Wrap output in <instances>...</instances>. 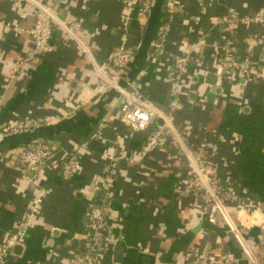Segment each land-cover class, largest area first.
Masks as SVG:
<instances>
[{
	"label": "crops",
	"instance_id": "0c3cea01",
	"mask_svg": "<svg viewBox=\"0 0 264 264\" xmlns=\"http://www.w3.org/2000/svg\"><path fill=\"white\" fill-rule=\"evenodd\" d=\"M166 1L156 0L159 13L142 32L147 17L137 11L122 25L123 0H57L56 17L75 22L74 27L67 30L56 23L44 54L14 76V62L31 43L25 29L33 24L34 7L27 1L0 0V125L50 117L52 123L34 131L55 146L53 158L40 164L32 180L14 162L17 146L0 140V244L39 190L44 192L20 248H12L0 264H67L87 239L91 206L106 194L111 204L107 221L118 242L102 264H186L188 252L196 247H222L234 254L236 264H264V58L256 42L264 28L252 24L237 32L240 52L256 64L249 76L232 75L212 58L221 40L217 19L229 11L255 13L264 8V0H175L182 10L171 16L163 52L151 57V43L167 18L162 10ZM14 25L23 30L16 31ZM126 37L139 47L128 80L159 107L170 89L166 70L171 57H202L190 64L181 81L182 108L175 123L197 139L216 142L211 161L222 181L235 185L241 209L231 214L249 254L223 221L207 222L199 197L178 195L184 169L175 149L157 147L142 155L146 133L119 122L120 93L112 88L93 92L95 66ZM207 73L216 75L214 84L207 82ZM75 104L77 109L66 115ZM103 118L102 137L91 138ZM20 135L28 138L30 132ZM75 151L77 169L63 177L59 164L64 154ZM108 164L105 191L101 178Z\"/></svg>",
	"mask_w": 264,
	"mask_h": 264
},
{
	"label": "built area",
	"instance_id": "2783aa9c",
	"mask_svg": "<svg viewBox=\"0 0 264 264\" xmlns=\"http://www.w3.org/2000/svg\"><path fill=\"white\" fill-rule=\"evenodd\" d=\"M18 1L31 3L34 7V13L32 26L25 29L31 43L26 53L14 62L12 68L14 76L23 74L29 61L44 54L48 47L53 26L56 23L67 30H71L75 23L61 21L56 17L57 0H12L14 4ZM153 1L123 0L125 13L121 16L122 25H127L133 11L148 17L151 13ZM165 9L167 18L159 24L151 43L149 53L151 57L159 56L163 52L171 16L173 13L181 11L182 7L175 0H167ZM217 23L221 26V40L218 42L215 49L216 54L212 58L218 59L219 65L232 72V75L249 76L251 71L255 69L256 64L249 54L240 52L237 45V32L240 27H248L252 24L264 28V8L248 15L229 11L218 18ZM14 29L16 31L23 30L18 25H14ZM256 42L260 44L261 58H264V34L258 36ZM134 46L137 45L130 43L128 37L124 38L111 51L107 59L95 66L98 81L93 87V92L100 94L112 88L120 93L119 122L131 127L134 131H144L146 133L141 146L142 155H146L157 147L175 149L181 157L180 169H184L177 189L178 195L181 197H199L206 213L207 222L216 225L218 222L223 221L243 252L249 254L250 248L243 237L237 218L231 214V210L234 209L239 212L238 209H241L240 198L235 190V185L227 179L222 181L218 174V167L211 161V157L216 152V142L197 139L193 137L191 131L178 128L175 123L176 114L182 108L181 81L185 77L190 64L201 61L200 58L202 57H194L190 53L185 55L176 54L171 57L166 70V81L169 83L170 89L167 93L166 103L159 107L140 91L133 81L126 80L124 84H119L117 80L119 69L128 63L133 56ZM77 107L78 104L72 105L71 110L66 115L74 112ZM53 121L50 117H33L23 122H8L0 125V138L36 129ZM105 126L106 122L103 118L91 138L100 139ZM85 146L86 142L80 145L81 148ZM16 150L14 162L24 169L33 180L38 176L40 164L53 158L55 146L49 140L38 139L25 146H19ZM77 166L78 155L76 151L64 154L59 164L60 173L63 177H68L77 169ZM109 168L110 165H106L101 178L105 191L109 189L107 181ZM43 194L44 192L39 190L16 229L0 244V262L15 244H19L24 232L31 224L32 217L37 213V207ZM98 201L97 204L91 206L87 214V239L84 238L85 240L72 252L67 264H102V259L111 252L118 242V238L112 234L107 221V214L111 209L107 194L99 198ZM225 201L232 204L228 205ZM188 253L190 256L186 264H209L210 261H215L217 264H236L234 254L222 247H213L206 251L196 247Z\"/></svg>",
	"mask_w": 264,
	"mask_h": 264
},
{
	"label": "trees",
	"instance_id": "16d2710c",
	"mask_svg": "<svg viewBox=\"0 0 264 264\" xmlns=\"http://www.w3.org/2000/svg\"><path fill=\"white\" fill-rule=\"evenodd\" d=\"M159 13V8L158 6L156 5V0L153 1V5H152V9H151V13L150 15L147 17V21L145 22L144 25H141L140 28L143 31H147L146 29H150L151 27V23H152V20H151V17H156ZM149 31V30H148ZM135 50H134V54L133 56L131 57V59L128 61V63H126L124 66H122L119 71H118V76H117V80L119 82V84H123L124 81L128 80L130 78V67H129V64L131 63V61H133L138 53H139V47L138 46H134ZM150 53V51H149ZM191 64H194V62H192ZM36 129H39L36 128ZM35 129H32V130H28L30 132V136L28 138H22L20 134L22 133H25V132H28V131H25V132H20V133H15V134H11V135H8V136H5V137H2L0 138L1 141H8L10 142L13 146H25L31 142H34L36 140H38L40 138L39 133H37V131H34ZM226 204H232L230 203L229 201H225Z\"/></svg>",
	"mask_w": 264,
	"mask_h": 264
},
{
	"label": "water",
	"instance_id": "95a60500",
	"mask_svg": "<svg viewBox=\"0 0 264 264\" xmlns=\"http://www.w3.org/2000/svg\"><path fill=\"white\" fill-rule=\"evenodd\" d=\"M164 9H165V5L162 7V10H164ZM206 80H207L208 83L214 84V81L216 80V75L213 74V73H207L206 74ZM216 92H219L218 88L216 89ZM213 94L214 93H210L209 96H212ZM157 122L159 123V120ZM12 248L13 249H18V248H20V245L19 244H15Z\"/></svg>",
	"mask_w": 264,
	"mask_h": 264
}]
</instances>
